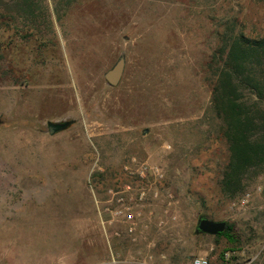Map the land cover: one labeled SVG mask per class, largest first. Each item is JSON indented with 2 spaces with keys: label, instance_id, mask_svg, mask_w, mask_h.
<instances>
[{
  "label": "rangeland",
  "instance_id": "obj_1",
  "mask_svg": "<svg viewBox=\"0 0 264 264\" xmlns=\"http://www.w3.org/2000/svg\"><path fill=\"white\" fill-rule=\"evenodd\" d=\"M227 25L263 36L264 1L0 0V264H264V172L220 186L208 65Z\"/></svg>",
  "mask_w": 264,
  "mask_h": 264
},
{
  "label": "trees",
  "instance_id": "obj_2",
  "mask_svg": "<svg viewBox=\"0 0 264 264\" xmlns=\"http://www.w3.org/2000/svg\"><path fill=\"white\" fill-rule=\"evenodd\" d=\"M208 67L212 107L223 123L229 150L221 191L235 198L264 172V35L249 37L227 25ZM226 229L217 237L234 240L232 227Z\"/></svg>",
  "mask_w": 264,
  "mask_h": 264
},
{
  "label": "water",
  "instance_id": "obj_3",
  "mask_svg": "<svg viewBox=\"0 0 264 264\" xmlns=\"http://www.w3.org/2000/svg\"><path fill=\"white\" fill-rule=\"evenodd\" d=\"M125 68V59L122 57L120 60L105 73V79L111 87H116L120 84ZM67 124L48 123L49 133L51 135L65 129ZM227 227L226 221H211L205 217L199 219L197 232L201 234L217 236L223 233Z\"/></svg>",
  "mask_w": 264,
  "mask_h": 264
},
{
  "label": "built area",
  "instance_id": "obj_4",
  "mask_svg": "<svg viewBox=\"0 0 264 264\" xmlns=\"http://www.w3.org/2000/svg\"><path fill=\"white\" fill-rule=\"evenodd\" d=\"M130 189V187H129ZM118 215L123 217V220L125 223L129 224L130 226V230L132 229V227L136 224V213L135 211H128L126 213H124V211H118ZM115 263V262H113ZM110 263V264H113ZM192 264H209L208 261L206 259H202V258H197L195 260H193Z\"/></svg>",
  "mask_w": 264,
  "mask_h": 264
}]
</instances>
